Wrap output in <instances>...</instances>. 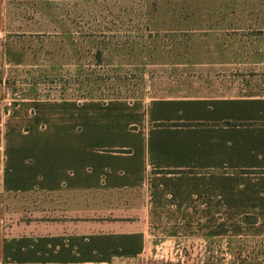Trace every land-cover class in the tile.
Segmentation results:
<instances>
[{"label":"rangeland","instance_id":"374dc122","mask_svg":"<svg viewBox=\"0 0 264 264\" xmlns=\"http://www.w3.org/2000/svg\"><path fill=\"white\" fill-rule=\"evenodd\" d=\"M263 31L264 18L247 14L243 0H8L0 189L11 139L38 141L41 120L85 125L90 103L133 109L165 98L264 97ZM41 104L59 108L41 114ZM0 196L9 226L128 219L144 200L139 189ZM142 264H264V240L241 227L232 241L173 237Z\"/></svg>","mask_w":264,"mask_h":264},{"label":"crops","instance_id":"0c3cea01","mask_svg":"<svg viewBox=\"0 0 264 264\" xmlns=\"http://www.w3.org/2000/svg\"><path fill=\"white\" fill-rule=\"evenodd\" d=\"M7 2L0 0V74ZM243 2L264 18V0ZM86 107L85 125L41 120L38 141L11 139L0 193L139 189L142 212L9 226L0 196V264H142L164 239L232 241L239 227L264 240V97ZM54 108L41 104V114Z\"/></svg>","mask_w":264,"mask_h":264}]
</instances>
